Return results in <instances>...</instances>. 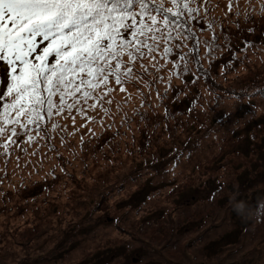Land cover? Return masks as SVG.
Instances as JSON below:
<instances>
[{"label":"rangeland","instance_id":"obj_1","mask_svg":"<svg viewBox=\"0 0 264 264\" xmlns=\"http://www.w3.org/2000/svg\"><path fill=\"white\" fill-rule=\"evenodd\" d=\"M157 43L126 92L0 147V264H264V97L235 93L264 77H222L221 99L192 79L170 116Z\"/></svg>","mask_w":264,"mask_h":264},{"label":"snow or ice","instance_id":"obj_2","mask_svg":"<svg viewBox=\"0 0 264 264\" xmlns=\"http://www.w3.org/2000/svg\"><path fill=\"white\" fill-rule=\"evenodd\" d=\"M193 3L0 0V147L15 144L22 133L31 141L30 125L40 129L42 122L65 111L83 115L84 105L95 109L117 88L126 92V83L135 79L134 63L145 57V50L152 56L158 41L164 42L165 54L171 51L169 41H176L177 48L185 45L189 37L181 18L199 13ZM206 5L207 0L205 11ZM141 69L147 71L143 64ZM218 115L232 118L229 112Z\"/></svg>","mask_w":264,"mask_h":264},{"label":"trees","instance_id":"obj_3","mask_svg":"<svg viewBox=\"0 0 264 264\" xmlns=\"http://www.w3.org/2000/svg\"><path fill=\"white\" fill-rule=\"evenodd\" d=\"M228 2L229 0H207V11H205L203 6L205 0H194L192 7L199 5V13H193L194 19L181 18V23L184 24V35L189 39L183 49L171 45V51L168 54L164 53L168 57L176 56L177 59L176 62L169 61L174 69V74L169 81L171 87L166 88L161 94L162 100L167 101L164 107L170 116L173 114L172 109L179 107L191 95L185 86L192 83L194 79H202L198 81H203L208 91L214 95L217 94V97L221 99V92L227 94L228 89L231 88L222 86L221 83H225L219 80L222 77L229 81L230 75L242 71L246 74L250 73L249 76L253 79L264 77V62L261 65L250 64L247 61L241 62L248 54L262 51L260 48L264 46V0H232L231 10L228 8ZM173 34L175 35V32ZM213 34L215 35L214 42ZM128 39L131 37L129 36ZM181 55L185 57L184 64H179L182 62ZM139 61L141 60L134 63V67ZM198 81L194 80V83ZM247 81L239 83L238 88H235L238 97L243 98L249 95L264 97L262 84L258 82L256 86H252L248 85ZM245 83L247 86L242 87ZM88 103L91 104L93 101L89 100ZM98 105H100L99 102H97V107ZM113 105V102L107 104L102 111L109 113ZM181 111L184 115L188 114L184 110ZM53 117L51 120L42 122L40 129H37L36 125L29 127L30 129L36 128L41 136L43 134L41 131L50 125ZM110 128L109 124L107 129ZM143 135L142 139L145 138V133Z\"/></svg>","mask_w":264,"mask_h":264},{"label":"clouds","instance_id":"obj_4","mask_svg":"<svg viewBox=\"0 0 264 264\" xmlns=\"http://www.w3.org/2000/svg\"><path fill=\"white\" fill-rule=\"evenodd\" d=\"M242 202H240V205L238 206V210L240 209V208H242Z\"/></svg>","mask_w":264,"mask_h":264}]
</instances>
